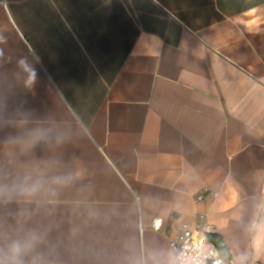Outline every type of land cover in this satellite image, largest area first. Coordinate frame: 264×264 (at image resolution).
<instances>
[{
    "label": "crops",
    "instance_id": "crops-1",
    "mask_svg": "<svg viewBox=\"0 0 264 264\" xmlns=\"http://www.w3.org/2000/svg\"><path fill=\"white\" fill-rule=\"evenodd\" d=\"M24 112L85 170L83 264H172L174 228L205 221L264 264V0H0V118Z\"/></svg>",
    "mask_w": 264,
    "mask_h": 264
},
{
    "label": "clouds",
    "instance_id": "clouds-1",
    "mask_svg": "<svg viewBox=\"0 0 264 264\" xmlns=\"http://www.w3.org/2000/svg\"><path fill=\"white\" fill-rule=\"evenodd\" d=\"M0 131V264H83L78 239L99 214L85 203L91 189L83 165L60 154L70 134L30 112L0 118ZM38 148L51 155L38 156ZM72 189L74 219L64 230L55 209Z\"/></svg>",
    "mask_w": 264,
    "mask_h": 264
},
{
    "label": "built area",
    "instance_id": "built-area-1",
    "mask_svg": "<svg viewBox=\"0 0 264 264\" xmlns=\"http://www.w3.org/2000/svg\"><path fill=\"white\" fill-rule=\"evenodd\" d=\"M163 219L157 218L154 223L160 229ZM214 233L213 226L205 222H183L174 228L170 237V246L174 253L172 264H233L226 245H218L210 238Z\"/></svg>",
    "mask_w": 264,
    "mask_h": 264
},
{
    "label": "trees",
    "instance_id": "trees-1",
    "mask_svg": "<svg viewBox=\"0 0 264 264\" xmlns=\"http://www.w3.org/2000/svg\"><path fill=\"white\" fill-rule=\"evenodd\" d=\"M221 242H223V241H218V242H216V243H217L218 245H220Z\"/></svg>",
    "mask_w": 264,
    "mask_h": 264
}]
</instances>
